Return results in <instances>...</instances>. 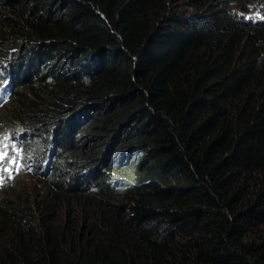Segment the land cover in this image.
Masks as SVG:
<instances>
[{
    "label": "trees",
    "instance_id": "trees-1",
    "mask_svg": "<svg viewBox=\"0 0 264 264\" xmlns=\"http://www.w3.org/2000/svg\"><path fill=\"white\" fill-rule=\"evenodd\" d=\"M240 10L0 0L1 133L47 187L0 193V264H264V22Z\"/></svg>",
    "mask_w": 264,
    "mask_h": 264
},
{
    "label": "clouds",
    "instance_id": "clouds-1",
    "mask_svg": "<svg viewBox=\"0 0 264 264\" xmlns=\"http://www.w3.org/2000/svg\"><path fill=\"white\" fill-rule=\"evenodd\" d=\"M235 1V0H234ZM242 2L240 0H236L237 4L240 6L241 10L238 12L239 18H244L247 22H252L253 25L257 23L264 22V14L262 9L257 6L256 4H248L246 2ZM3 72L2 69L0 70V109L3 106L4 99L8 100L11 96V93L7 90L8 83L3 82ZM1 128V127H0ZM0 136L2 137V141L5 145L10 146L13 145L14 151L12 152L15 155V161L13 162L9 158V154L6 153L3 160L8 165L7 174L4 176V179L0 183V193L6 189V184L10 182H14L16 179H19L22 176H28V182L26 181L27 188L30 191V198L35 203L36 198H38V194H46L47 187H46V179L43 176H40L37 172L38 167V160L37 157L34 155L33 152H28L25 145H24V133L17 137L18 141L9 140L3 133H1L0 129ZM20 140V143H19ZM2 160H0V176H1V164ZM57 163V158L55 156L54 148H50L49 154L47 155L46 161L43 164V168L40 169V172L43 174L52 173L55 164ZM33 180H39L40 187L36 190H33L31 187V182ZM44 183L45 188L41 189V183Z\"/></svg>",
    "mask_w": 264,
    "mask_h": 264
},
{
    "label": "rangeland",
    "instance_id": "rangeland-1",
    "mask_svg": "<svg viewBox=\"0 0 264 264\" xmlns=\"http://www.w3.org/2000/svg\"><path fill=\"white\" fill-rule=\"evenodd\" d=\"M242 2H245V0H241ZM1 70V68H0ZM7 146V145H6ZM95 146L91 145L88 147V150L91 151L92 148H94ZM14 151V147L13 145L7 146L5 147V143L2 141V137L0 136V156H4V152H6L7 154H9V158L10 160L15 161V155L12 153ZM2 159L3 162L1 164V176H0V183L2 182V180L4 179V176L7 174V170H8V165L6 164V162ZM31 187L33 188V190H36L40 187L39 185V180H33L31 182ZM45 188L44 183H41V189L43 190ZM125 213H123V215H125ZM66 215V213L64 212L62 214V217H64ZM86 218L84 216V214L81 211H76V212H72L71 215L69 216V218L66 216L63 218L62 221H58L56 222V225H62L64 227L70 228L72 229L73 232H76L78 229L83 228L85 229V225H86Z\"/></svg>",
    "mask_w": 264,
    "mask_h": 264
},
{
    "label": "snow or ice",
    "instance_id": "snow-or-ice-1",
    "mask_svg": "<svg viewBox=\"0 0 264 264\" xmlns=\"http://www.w3.org/2000/svg\"><path fill=\"white\" fill-rule=\"evenodd\" d=\"M5 147H7L6 145H5ZM4 155H6V153L4 154ZM3 158V156H0V159H2ZM14 162V161H13Z\"/></svg>",
    "mask_w": 264,
    "mask_h": 264
}]
</instances>
